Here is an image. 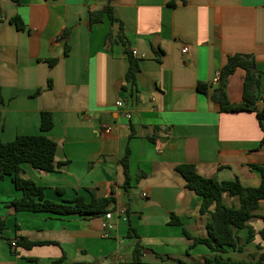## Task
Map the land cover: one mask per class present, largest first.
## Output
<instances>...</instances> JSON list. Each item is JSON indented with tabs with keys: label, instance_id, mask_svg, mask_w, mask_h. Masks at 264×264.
<instances>
[{
	"label": "crops",
	"instance_id": "obj_1",
	"mask_svg": "<svg viewBox=\"0 0 264 264\" xmlns=\"http://www.w3.org/2000/svg\"><path fill=\"white\" fill-rule=\"evenodd\" d=\"M105 4L0 0L1 138L44 133L58 144L55 170L24 162L22 175L57 201L78 195L89 201L91 190L114 197L105 235L104 215L16 210L12 200L23 191L6 175L0 179V217L6 222L0 264H50L61 257L65 264H204L215 252L205 243L193 244L185 229L207 237L209 214L200 211L203 197L187 188L177 165L195 163L202 175L219 181L262 183L263 173L254 165L264 168V120L262 125L255 111H224L213 93L229 55L252 53L261 72L257 106L264 108V0H113L130 48L140 57L138 100L123 88L128 60L121 43L107 41L109 16L90 22V11ZM14 15L25 29L10 21ZM67 28L66 54L61 35ZM186 44L189 50L183 52ZM52 57H58L53 66ZM245 77L240 66L229 75L231 102L243 100ZM199 84L207 86L205 92ZM44 110L54 118L46 131ZM128 148L132 186L125 188L121 159ZM223 198L227 205H240L237 195L225 192ZM173 214L182 224H171ZM263 229L264 199L238 230L242 249L229 246L223 256L264 264ZM21 236L44 243L12 245ZM138 241L144 249L135 262Z\"/></svg>",
	"mask_w": 264,
	"mask_h": 264
},
{
	"label": "trees",
	"instance_id": "obj_2",
	"mask_svg": "<svg viewBox=\"0 0 264 264\" xmlns=\"http://www.w3.org/2000/svg\"><path fill=\"white\" fill-rule=\"evenodd\" d=\"M18 1V0H17ZM105 6L100 10L90 11L91 24L102 21L104 14L110 18L111 28L107 34V41L110 43L119 42L123 45V52L128 60V66L125 74L127 83L124 90L128 94L129 99H139L138 74L141 71L140 57L133 54L130 48V41L125 32L124 23L115 16L113 0H105ZM0 13V21L2 20ZM10 21L15 23L18 29H25V23L20 15H14ZM118 26V30H114V26ZM70 28L65 29L61 38L65 42V53L70 51L68 43ZM51 66L55 65L58 57L48 59ZM243 67L246 70L244 83L243 100L234 103L229 100L227 94L228 77L237 67ZM52 80L50 79V86ZM261 87V72L257 70L256 57L252 53H234L229 55L227 63L221 69L220 85L213 93V98L221 104L224 111L240 112L255 111L261 122L264 120V108L259 109L257 106L258 93ZM201 91H206L207 86L199 84ZM41 89L37 90V94ZM2 88L0 86V103L4 102ZM2 112L0 110V179L6 175H12L17 188L23 191V195L12 200L13 207L16 210H33V211H52L60 214L79 213L85 217L101 216L110 211L109 205L114 200L113 196L98 197L91 190L92 199L87 200L84 195H78L74 199L57 201L49 199L45 196V188L39 185L35 180L26 178L22 175L24 162H30L33 167L44 170L53 171L58 167L56 163L57 142L53 138L44 133L38 134H19L15 139L5 142L1 138L2 128ZM263 125V124H262ZM54 126L53 112L49 110L42 111L41 129L49 130ZM134 134V127L132 126ZM264 143V138L262 139ZM130 149H127L125 156L121 162L125 169L126 181L125 188L132 186V178L130 174ZM60 165V163H59ZM62 165V164H61ZM263 173L262 183L258 186H246L239 179L219 181L212 177L202 175L195 163L185 162L177 165V170L186 179L187 188L195 191L203 197L200 211L209 214L207 224L208 236H193L188 230L185 233L192 238L193 244L205 243L215 254L205 258L204 264H255L252 261H234L226 259L223 253L227 251L229 246L242 249L241 237L238 230L248 225V220L253 216L254 211L259 207L260 201L264 199V168L254 165ZM60 190V189H59ZM237 195L240 205H227L224 202V193ZM214 205V208L211 207ZM171 224H182L180 218L173 214ZM6 222L0 217V231L5 229ZM131 227L129 233H133ZM253 231H250L249 238L253 237ZM264 236V229L262 231ZM44 243L43 241L31 240L25 236H21L17 244L25 247H32L35 244ZM144 246L138 241L134 249V261L139 262ZM183 264H191L182 261ZM50 264H65L64 257L53 260Z\"/></svg>",
	"mask_w": 264,
	"mask_h": 264
},
{
	"label": "built area",
	"instance_id": "obj_3",
	"mask_svg": "<svg viewBox=\"0 0 264 264\" xmlns=\"http://www.w3.org/2000/svg\"><path fill=\"white\" fill-rule=\"evenodd\" d=\"M188 50H189V45L188 44L184 45L183 52H187ZM132 51H133V54L135 56L139 57L137 49L134 48V49H132ZM220 77H221V74L218 73L216 79L218 80ZM117 104L118 105H122L123 102L122 101H117ZM128 116H130V114H128ZM105 129H109L110 130V129H112V126H106ZM144 195H145V193H144ZM120 212H121V214H124V216H125V210L124 209H120ZM111 218H112V212H107L104 215L103 219H102V227L105 230V235H108L107 231L112 226ZM12 245H14V246L17 245V241H13ZM96 264H105V262L104 261H99Z\"/></svg>",
	"mask_w": 264,
	"mask_h": 264
}]
</instances>
